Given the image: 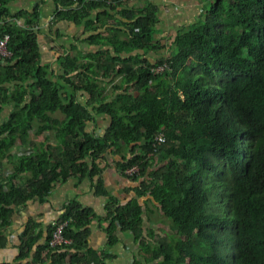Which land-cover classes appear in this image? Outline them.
I'll return each mask as SVG.
<instances>
[{
  "label": "trees",
  "instance_id": "trees-1",
  "mask_svg": "<svg viewBox=\"0 0 264 264\" xmlns=\"http://www.w3.org/2000/svg\"><path fill=\"white\" fill-rule=\"evenodd\" d=\"M12 1L0 0L12 53L0 58V250L13 217L57 183L99 178L105 195L100 164L111 153L137 186L124 205L110 198L105 230L109 245L119 228L133 234L134 264H264V0H200L198 21L156 59L152 0H51L50 28L64 21L88 35L58 43V68L41 58L43 1L18 12ZM100 117L97 135L89 123ZM141 198L168 220L163 234L145 227ZM94 218L77 200L64 205L53 221L66 222L71 241L51 247L53 221L43 237L29 217L14 260L0 264H105L109 253L88 245Z\"/></svg>",
  "mask_w": 264,
  "mask_h": 264
},
{
  "label": "crops",
  "instance_id": "crops-1",
  "mask_svg": "<svg viewBox=\"0 0 264 264\" xmlns=\"http://www.w3.org/2000/svg\"><path fill=\"white\" fill-rule=\"evenodd\" d=\"M41 1H43L40 7L42 14L41 28L43 31L42 38H39L41 58L44 62H50L55 68H58L56 61L59 59L62 51L57 47L59 45L58 43L70 44L74 42L73 38L81 39L88 35H85L84 25L78 26L77 24L64 21L50 28V23L54 20L53 14L55 10V5L51 0H14L9 4V8L12 12L30 10L36 3ZM152 1L156 3L160 9V19L155 25V39L160 42L159 45L162 46V48L159 54L153 53L150 55L152 59H156L162 54H168L167 48L170 47L169 45L172 43L179 29L189 28L198 21L205 4L200 0ZM49 30H58L64 34V38L60 41L53 40L55 38V33L51 34ZM47 38H50L52 41ZM81 47L84 52L95 51L97 48L96 45L82 43ZM78 96L79 99L85 103L88 102L90 98L86 92H82ZM104 121V118L100 117L97 124L95 122H90L89 130L95 129L97 135L101 134L102 129L107 126ZM12 152L17 153L18 151L13 148ZM105 155L106 159L101 161L100 165L102 166L101 180L104 189H106V194L99 195L96 192V183L99 178H96L94 182L89 178L81 180L78 177H73L67 181L57 183L45 202L39 203L38 201H30L27 209L22 210L13 217V222L7 229L11 245L0 250V261L14 260L18 253L16 245L20 240V235L24 229V223L29 217L39 223V228L43 230L44 237V231L47 229L49 223L58 218L62 214L63 206L73 200H77L84 207L91 208L95 211V218L91 224L92 233L88 240V245L99 253L103 250L109 253V256H106L105 264H134L133 262L136 257L142 258L137 241L130 231H122L121 228H119L118 243L115 245L108 244V235L105 230L108 225V222L105 220L107 217V204L111 197L117 198L123 205L126 204L132 197H136V194L132 190L137 184L121 174L116 163L120 160L118 155L111 153ZM147 200L148 198H141L139 200L141 205H143L145 227L146 225H151L156 228L157 233L163 234L164 231L161 227H163V225L165 226V218H163L160 211H158L157 204L149 203L147 210L145 204ZM149 216L151 218L150 221ZM156 223H158L157 226H155Z\"/></svg>",
  "mask_w": 264,
  "mask_h": 264
},
{
  "label": "built area",
  "instance_id": "built-area-1",
  "mask_svg": "<svg viewBox=\"0 0 264 264\" xmlns=\"http://www.w3.org/2000/svg\"><path fill=\"white\" fill-rule=\"evenodd\" d=\"M8 41H9V36H5L4 38L0 39V58L10 57L12 55L11 51L7 47ZM162 68L163 66L155 68L154 70L158 72ZM159 139L162 140L163 138L160 136ZM137 169H138L137 166H133L132 168L128 169L127 172L131 174L137 171ZM52 225L55 226L52 233V237L50 239V246L54 247L63 243H70L71 240L69 238H66L63 233L64 227L66 226V222H60L55 220L52 222Z\"/></svg>",
  "mask_w": 264,
  "mask_h": 264
},
{
  "label": "rangeland",
  "instance_id": "rangeland-1",
  "mask_svg": "<svg viewBox=\"0 0 264 264\" xmlns=\"http://www.w3.org/2000/svg\"><path fill=\"white\" fill-rule=\"evenodd\" d=\"M110 86H111V85L107 86V87H108V90H110ZM109 92H110V91H109ZM7 165L9 166L8 168H12V167L10 166V164H7ZM156 213H157V212H156ZM163 218H165V217H163ZM163 220H164V219H163ZM166 222H168V220H166V218H165V223H166ZM157 225H158V223L155 224V226H157Z\"/></svg>",
  "mask_w": 264,
  "mask_h": 264
},
{
  "label": "clouds",
  "instance_id": "clouds-1",
  "mask_svg": "<svg viewBox=\"0 0 264 264\" xmlns=\"http://www.w3.org/2000/svg\"><path fill=\"white\" fill-rule=\"evenodd\" d=\"M168 52V51H167ZM162 55H165V54H162ZM161 66H163V68L161 69V70H163L165 67H166V64L164 63V64H161V65H158V66H156L155 68H158V67H161ZM160 70V71H161ZM155 71V70H154ZM156 72V71H155ZM159 72V71H158ZM226 209V208H225Z\"/></svg>",
  "mask_w": 264,
  "mask_h": 264
}]
</instances>
